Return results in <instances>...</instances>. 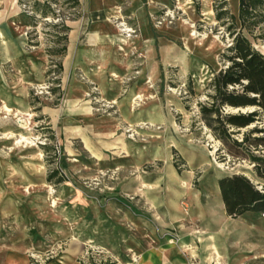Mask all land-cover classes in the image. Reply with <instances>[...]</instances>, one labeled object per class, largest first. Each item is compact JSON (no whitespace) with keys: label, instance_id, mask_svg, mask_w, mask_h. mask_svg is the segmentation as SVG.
I'll list each match as a JSON object with an SVG mask.
<instances>
[{"label":"rangeland","instance_id":"1","mask_svg":"<svg viewBox=\"0 0 264 264\" xmlns=\"http://www.w3.org/2000/svg\"><path fill=\"white\" fill-rule=\"evenodd\" d=\"M45 1L56 19L40 20ZM70 1L0 2V264H52L75 239L80 264H162L169 249L264 264V217L222 221L216 195L225 176L264 181L198 105L232 44L215 8L238 19L239 0ZM62 20L76 37L60 57ZM243 33L264 54V24Z\"/></svg>","mask_w":264,"mask_h":264},{"label":"trees","instance_id":"2","mask_svg":"<svg viewBox=\"0 0 264 264\" xmlns=\"http://www.w3.org/2000/svg\"><path fill=\"white\" fill-rule=\"evenodd\" d=\"M69 3L72 9L80 6L79 0H71ZM35 4L40 7V20L57 18L56 10L50 2ZM224 5L225 2H221L219 8L216 6V19L226 26L232 44L223 54L224 67L213 75L207 85V101L198 104L200 118L222 143H231L234 147L242 149L253 165L256 178L264 181V153H257L260 149L264 151V137L253 138L255 134H264V128L259 129L256 126L243 135L242 141L233 138L234 130L245 129L258 122L264 125V54L258 51L250 38L243 33L247 31L253 34L264 24V0H239L238 19L230 15ZM54 28H61L56 43L61 44L62 48L55 53L63 57L68 50L71 28L64 20ZM57 72L58 75L63 73L62 64H58ZM57 83L60 84V80H57ZM190 92H193L191 87ZM228 109L239 110V113H227ZM247 109L253 111L242 112ZM57 174L58 172H53L48 181L51 182ZM217 184L228 217L237 219L247 213L264 214V192L246 175L225 176L219 179Z\"/></svg>","mask_w":264,"mask_h":264},{"label":"crops","instance_id":"3","mask_svg":"<svg viewBox=\"0 0 264 264\" xmlns=\"http://www.w3.org/2000/svg\"><path fill=\"white\" fill-rule=\"evenodd\" d=\"M18 0H0L1 4H4V7L5 8H8L9 6H11L13 3L17 2ZM143 2H146L148 4V6L150 5V3H154V1L156 0H142ZM76 37V35H70V40H74ZM216 195L220 201V215H221V220L224 221L226 220L227 218H230L226 215V212H225V208H224V204L221 200V196H220V191H219V188H218V184L216 185ZM155 217V221H157V223H159V225H163L164 226H167L169 225L170 223V220L167 219L165 216L161 217V216H153ZM158 219H161L162 221L158 220ZM222 225V224H221ZM83 241V240H82ZM80 241L79 240H74V242L72 243V246H71V249L70 250H67L66 252V255H64V257H62V260L60 261H55L53 262L52 264H80L78 263V251L81 249V245H84V244H87L88 242H85V241ZM128 250V249H127ZM129 252H132L130 249L128 250ZM113 255L115 257H119L118 256V253H115L113 252ZM177 256V257H174L172 258V256ZM179 252L177 250H171L169 249L167 254H165L164 258H163V261H162V264H185L179 257ZM74 258L77 259L76 261H74ZM212 262V261H211ZM146 264H152V262L148 261Z\"/></svg>","mask_w":264,"mask_h":264},{"label":"built area","instance_id":"4","mask_svg":"<svg viewBox=\"0 0 264 264\" xmlns=\"http://www.w3.org/2000/svg\"><path fill=\"white\" fill-rule=\"evenodd\" d=\"M262 217H264V214L262 215Z\"/></svg>","mask_w":264,"mask_h":264},{"label":"water","instance_id":"5","mask_svg":"<svg viewBox=\"0 0 264 264\" xmlns=\"http://www.w3.org/2000/svg\"><path fill=\"white\" fill-rule=\"evenodd\" d=\"M252 111H253V110H252ZM252 111H251V112H252Z\"/></svg>","mask_w":264,"mask_h":264}]
</instances>
